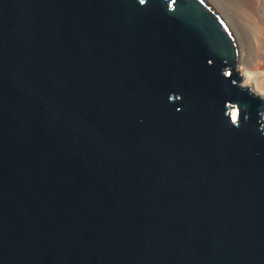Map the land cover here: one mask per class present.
<instances>
[{"label": "water", "instance_id": "obj_1", "mask_svg": "<svg viewBox=\"0 0 264 264\" xmlns=\"http://www.w3.org/2000/svg\"><path fill=\"white\" fill-rule=\"evenodd\" d=\"M243 58L260 0H0V264H264Z\"/></svg>", "mask_w": 264, "mask_h": 264}, {"label": "bare ground", "instance_id": "obj_2", "mask_svg": "<svg viewBox=\"0 0 264 264\" xmlns=\"http://www.w3.org/2000/svg\"><path fill=\"white\" fill-rule=\"evenodd\" d=\"M260 1L264 5V0H260ZM238 65H239V68L241 69V71L243 73L242 77H241L242 83H244V80H245V76H244V72L245 71L254 73L255 74L254 78L251 80V82H249L246 85H253L259 91L264 93V61L256 62V61H253V60H250V59L243 58V59L239 60Z\"/></svg>", "mask_w": 264, "mask_h": 264}, {"label": "clouds", "instance_id": "obj_3", "mask_svg": "<svg viewBox=\"0 0 264 264\" xmlns=\"http://www.w3.org/2000/svg\"><path fill=\"white\" fill-rule=\"evenodd\" d=\"M139 3L141 5H143L145 3V0H139ZM224 75H228L227 72L224 73ZM244 76H245V80H244V84H248L249 82H251V80L254 78L255 74L254 73H251V72H247L245 71L244 72ZM261 95H264V93H261ZM177 95H174V94H170L169 95V100H172V101H175L174 98L176 97ZM180 109H177V111H179ZM258 117L261 121H264V108H262V110L258 113ZM230 121H231V124L235 127H239V123H238V111L236 108H233L231 110V113H230ZM262 127H264V125H262ZM262 134H264V132H262Z\"/></svg>", "mask_w": 264, "mask_h": 264}, {"label": "rangeland", "instance_id": "obj_4", "mask_svg": "<svg viewBox=\"0 0 264 264\" xmlns=\"http://www.w3.org/2000/svg\"><path fill=\"white\" fill-rule=\"evenodd\" d=\"M226 71L228 72V73H230V69H226ZM242 80V79H241Z\"/></svg>", "mask_w": 264, "mask_h": 264}]
</instances>
